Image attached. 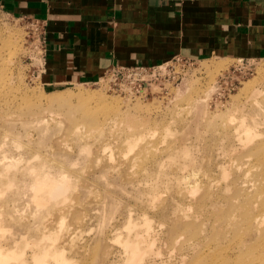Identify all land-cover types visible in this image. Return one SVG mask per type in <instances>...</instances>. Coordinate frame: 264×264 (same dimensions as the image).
I'll return each instance as SVG.
<instances>
[{"label":"rangeland","instance_id":"obj_1","mask_svg":"<svg viewBox=\"0 0 264 264\" xmlns=\"http://www.w3.org/2000/svg\"><path fill=\"white\" fill-rule=\"evenodd\" d=\"M40 32L30 18L0 11V244L11 251L4 257L0 248V264H34L42 245L51 246L42 253L50 264H59L55 237L63 264H127L130 228L142 230L141 255L150 264L261 257L264 221L255 228L248 215L263 206L255 190L241 187L255 188L261 162L264 56H179L136 76L48 84L40 76ZM61 93L71 98L53 99ZM80 93L94 96L82 102ZM104 100L116 119L100 113L94 123L82 114ZM127 112L138 118L134 126L120 116ZM238 119L257 123L261 134L242 143L229 134ZM142 132L148 137L125 141ZM194 172L215 187L206 205L178 183ZM63 176L64 198L36 188L38 179ZM46 232L53 238L43 239Z\"/></svg>","mask_w":264,"mask_h":264},{"label":"crops","instance_id":"obj_2","mask_svg":"<svg viewBox=\"0 0 264 264\" xmlns=\"http://www.w3.org/2000/svg\"><path fill=\"white\" fill-rule=\"evenodd\" d=\"M0 11L45 20L48 84L179 56H264V0H0Z\"/></svg>","mask_w":264,"mask_h":264},{"label":"bare ground","instance_id":"obj_3","mask_svg":"<svg viewBox=\"0 0 264 264\" xmlns=\"http://www.w3.org/2000/svg\"><path fill=\"white\" fill-rule=\"evenodd\" d=\"M255 90H256L255 92L257 93V92H260L261 89L259 90L257 88ZM255 92L251 95L253 96L255 94ZM257 94H259V93H257ZM257 94H255V96H253V97L257 98V96H256ZM260 94H261V92H260ZM76 96L82 98L81 101L85 102L90 97H93L94 94L80 93V94H77ZM101 96H102V94L99 97H101ZM60 98H71V96H68L67 94L61 93V95H59V96L55 95V97H53V99H55V100L60 99ZM250 98H249V100H250ZM102 102H103L102 108L99 106L95 110H92V109H88V108L84 107L82 114L85 117H88L91 120V122H94V123L96 122L100 113H103L102 115L105 118H110L111 120L116 119L115 118L116 116H114L115 114H112L115 110L112 109L111 107H109L108 106L109 104H105V103H107L105 100ZM106 106H108L109 108ZM120 116H124L126 121H127V124L133 125V126L138 119L135 116V113H132V112H130V113L127 112V113L121 114ZM256 125H257V123H252V122H249L245 119H238V122L235 124L234 128L231 129L229 134L232 135V131H233L235 138H238L239 140H241L242 143H245V142L249 143V142H251V139L256 138L259 134H261V130L256 128L257 127ZM128 135L130 137L128 138V136H127L125 141L128 142L129 145L136 143V141H138L140 139H144V138L148 137L145 132H142L141 134L136 135V136L135 135L133 136L130 134H128ZM140 136H142V137L139 138ZM130 142H132V143H130ZM125 152H127V155H128V152H130V149L127 148V150ZM257 153H259L258 160L261 162H260V166H258V169L255 171L256 174L254 175V177H252V179L255 181V188L247 189L245 187H241L244 190H255L256 192H252V195L254 197H256L255 200H257L259 198V203L261 204V207L263 206V209L261 211H256L255 209L249 211L250 214L248 216H250V218L252 220V225L255 228H258L259 226H261L263 221H264V195H263V193H264V178H263V176H264V143L263 142L259 143ZM199 179H200V176L197 175L196 172H194V173L179 177L178 183L180 185L184 186L183 189L185 190V192L187 194L198 192L194 196L189 195V197L197 203H202L203 205H206L207 200L209 198H211L210 196L213 193L212 190H214L215 187L214 188L212 187L213 183L201 185ZM252 179L248 178V177H242L241 182L244 185H246L247 183H248V185H250L252 182ZM36 182H37L36 188L41 187V188L47 189L48 195L51 198H56V199L66 197V194L70 188L68 176H63L62 178H59V179L55 178V180L45 177L44 179L43 178L38 179ZM231 205H232V207H235V201H232ZM131 224H132V221L130 220L128 223V227H130ZM188 225L189 224H187V223L181 222V224L179 226L185 227ZM140 230L136 229L134 232V229L130 228L129 233L127 234L125 239H123L124 245L126 247H129L130 252H131L129 257L127 258V264H150L149 262H146L141 255V252H142L141 242H147V240L141 235L140 232H142V230L141 231ZM53 234L54 233L46 232L43 236V239H45L47 237L53 238ZM67 236L64 235V239ZM41 238H42V236H41ZM262 239H264V235H263ZM8 246H10L8 243H6V244L1 243L0 244V248L3 251L4 257L9 256V254L11 252V251H7L6 250L7 248H3V247H8ZM248 247H250V246H248ZM61 248H62L61 244L59 242H57V238L55 237V257L57 259V263H59V264H63L66 261V257H63V255H61V253L59 252L61 250ZM50 249H51V246L42 245V248L40 251L33 252L32 257L35 259L34 264H50V262H49L50 260L48 258H45L46 252H48ZM242 249L243 248H241L240 250H242ZM125 252L126 253L128 252V250L126 248H125ZM42 253H45V255H42ZM260 254H261V257H257L256 259L253 257L244 256L243 258H241V263L242 264H264V244H263V247L260 251ZM215 262H218L219 264H230L228 262V260H226V259H219L216 261L212 260V263H215ZM22 263L23 264L25 263L24 258L22 259ZM212 263H207V264H212ZM4 264H7V260L4 261Z\"/></svg>","mask_w":264,"mask_h":264},{"label":"built area","instance_id":"obj_4","mask_svg":"<svg viewBox=\"0 0 264 264\" xmlns=\"http://www.w3.org/2000/svg\"><path fill=\"white\" fill-rule=\"evenodd\" d=\"M32 20L33 23H35L39 28H40V40H41V49H42V44H43V40H44V35H45V20H41V19H36V18H30ZM41 53V57H42ZM177 58V57H176ZM174 58V59H176ZM168 63V62H167ZM167 63L161 64V65H156V66H151V67H144V66H113L111 68H109L108 70H106L105 75L111 73V72H119L121 74L125 73L126 71L129 72V74L134 73V75H140L142 74L143 71H146V69H150V68H157V67H161Z\"/></svg>","mask_w":264,"mask_h":264}]
</instances>
